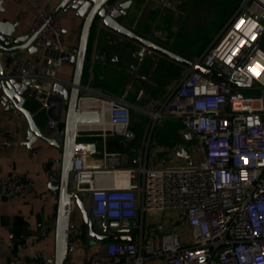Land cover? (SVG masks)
Listing matches in <instances>:
<instances>
[{"label":"built area","instance_id":"built-area-1","mask_svg":"<svg viewBox=\"0 0 264 264\" xmlns=\"http://www.w3.org/2000/svg\"><path fill=\"white\" fill-rule=\"evenodd\" d=\"M27 1L35 8L29 26L30 32L36 33L35 45L55 49L59 54L48 64L24 62L10 68V73L20 83H29L42 107L48 108L55 84L67 81L57 69L71 62L79 44L66 45L53 0ZM106 9L113 18L122 15L119 2L108 3ZM263 37L264 0H243L194 61L225 77L187 66L186 74L162 102H150L156 107L150 111L155 122L166 115L167 109L183 125L185 136L197 139L189 152L191 163L124 167L120 151L76 157L68 186V255L76 246L75 214L80 199L89 218L102 224L104 232L130 234L133 238L103 241L102 247L86 254L83 264H148L160 257L169 264H264ZM146 49L143 46L139 53ZM249 78L250 84L233 82H247ZM99 94L97 99L101 101L94 107L87 102L91 95L81 94L78 108L95 109L103 117L107 105L111 125L82 128L79 134L99 130L103 136L126 135L132 103L116 94ZM12 144L11 134L0 127V149ZM85 155L97 164L87 165ZM119 170L127 172L123 182L113 178ZM32 189V180L24 176H7L0 183V194L12 198ZM170 209L184 213L189 225L186 240L177 230L145 231L147 215H160ZM85 235L92 238L88 227Z\"/></svg>","mask_w":264,"mask_h":264},{"label":"crops","instance_id":"crops-1","mask_svg":"<svg viewBox=\"0 0 264 264\" xmlns=\"http://www.w3.org/2000/svg\"><path fill=\"white\" fill-rule=\"evenodd\" d=\"M115 2L120 0H111L109 4ZM59 3L60 0H53L55 8ZM0 8V19L17 23L22 34L31 33L29 26L34 18L35 8L29 1L0 0ZM219 14L223 16L221 11L216 17ZM59 15L66 45L78 43L84 17L74 11H61ZM118 19L135 32L193 61L214 40L225 23L205 43L201 42L193 50L189 47L178 49L173 43L183 33L182 29L186 28L185 34L191 36L197 33V28L203 26L202 0H132L127 13ZM262 40L264 41V37ZM142 47L139 42L112 32L99 22L94 24L82 80L83 86L92 89L90 93L81 92L91 95L87 101L89 106L94 107L100 103L97 96L100 95L99 92H104L126 97L132 103V108L133 100L139 103L135 105L139 110L151 115L150 111L156 107L151 106L150 102H162L175 89L186 74L187 65L149 48L140 54ZM58 54L57 50L49 47H39L36 53L25 48L11 55L1 53V59L10 69L29 61L45 65ZM57 73L62 78L71 79L74 65L71 62L65 63L57 69ZM142 101H148L149 109L144 108ZM7 104L0 101V127L11 134L13 144L0 149V183L7 176H24L32 180L33 189L30 193L15 198L0 194V264H9L11 261L17 264H54L58 191L52 187L51 182L54 173L61 167L63 149L41 139L33 143L32 149L29 148L24 143L29 130L26 116L17 109L8 110ZM40 106L42 105L37 99L28 100L26 104L33 113ZM104 108L108 109V106L104 105ZM164 112L166 115L163 119L171 117L167 109ZM104 115L109 124L108 110ZM158 121L155 122L152 117L149 123L145 122L141 126L140 132L136 131L135 125H130L126 135L110 133L103 136L101 131L93 130L85 131L80 136L82 140L97 142V154L103 151L122 152V166L125 164V167L146 163L157 168L187 162L186 159L175 157L182 148L192 153L189 144L191 139L185 136L181 122L176 129L178 139L172 141L166 137L165 132L158 131V136L153 137ZM62 126L61 123L60 127ZM90 132L95 134L90 135ZM144 225L147 233L177 230L183 240L189 234V225L179 209H170L160 215L149 214ZM77 232L76 229V234ZM85 234L83 239L76 240L75 250L68 255L65 264H83L86 254L104 245V242L88 238ZM43 252L46 253L45 256L42 255ZM148 264L169 263L160 257L149 260Z\"/></svg>","mask_w":264,"mask_h":264},{"label":"water","instance_id":"water-1","mask_svg":"<svg viewBox=\"0 0 264 264\" xmlns=\"http://www.w3.org/2000/svg\"><path fill=\"white\" fill-rule=\"evenodd\" d=\"M111 0H60L55 12L61 11L68 13L74 11L76 14L83 16L84 21L80 28L78 40V53L72 58L71 63L74 65V74L71 79L65 83L57 82L54 86V93L49 97L48 108L40 106L36 113H33L26 107L28 100H36V90L32 89L29 83H20L19 80L12 76L2 59L1 53L15 54L25 48L31 53H36L39 49L34 44L36 33H23L17 23L6 19H0V101L7 104V109H17L21 111L29 122V130L24 143L33 148V143L41 139L57 148L62 147L61 167L56 171L52 178V187L58 191V208H57V229H56V248L54 252V264H65L68 257V230H69V180L70 173L73 169L75 159L83 153L95 154L97 152V142L95 140H82L79 134L81 124L97 123L103 117L95 109L80 110L78 102L81 92H87L88 88L83 86V73L87 58V50L92 27L97 22L123 37L135 40L142 46L164 54L187 66H193L196 70L213 76L225 75L215 71L212 68L202 64L195 63L193 60L183 57L173 50L143 36L120 22L119 19L113 18L107 14L106 5ZM122 15L127 13V9L132 0H120ZM1 9V8H0ZM236 85L250 84L251 78L247 82L233 81ZM62 123V128L60 124ZM191 139V135L187 134ZM177 156L186 159L191 163L192 158L186 148L177 152ZM79 206L83 214L84 225L88 227L89 234L93 239L106 241L108 239H127L132 241L130 234L106 233L102 224H96L88 216V211L83 202L79 199ZM102 230L103 233H100Z\"/></svg>","mask_w":264,"mask_h":264},{"label":"rangeland","instance_id":"rangeland-1","mask_svg":"<svg viewBox=\"0 0 264 264\" xmlns=\"http://www.w3.org/2000/svg\"><path fill=\"white\" fill-rule=\"evenodd\" d=\"M191 0H186V2H189ZM243 0H202V5H203V26L200 28H197L196 34L195 35H186V28L182 29V32L186 35H183V33L177 38L176 42L173 44L175 47L182 48V47H189V49H195L198 44L205 43V40L211 36H213L216 31L218 30L219 27L227 20V18L231 15V13L235 10L236 7L239 6V4ZM223 12V16L221 17L219 14L216 17V14L219 12ZM226 11V12H225ZM224 18V19H223ZM261 47L264 49V41H261ZM246 94H252L249 91L245 90ZM259 93V90L256 92V94ZM133 108H132V119H131V125H135L136 131L140 132L141 126L145 125V122L149 123L150 119L152 120V115L147 114V112H143L139 110L136 104H139L135 101H133ZM144 108L149 109V104L148 101H142ZM141 104V105H142ZM148 104V105H147ZM138 120H142L139 122ZM162 120V121H161ZM157 122L156 129L154 132L153 137L158 136V131L159 132H165L168 137V139L174 141L175 138L178 137L176 134L177 131V126L180 123V121L176 118H171L167 117L166 119L162 118ZM176 120V121H175ZM181 124V123H180ZM151 128V127H150ZM148 128V130L150 129ZM175 131V132H172ZM163 136V135H162ZM178 139V138H177ZM179 141V140H178ZM197 139L193 138L191 142L189 143L190 145H196L197 144ZM177 159H182L179 158L177 155H175ZM125 167V164L123 165ZM168 211V210H166ZM75 227L77 229V234H76V240L77 239H83V236L85 234V226H83V216H82V211L79 208L78 211L76 212L75 215Z\"/></svg>","mask_w":264,"mask_h":264},{"label":"bare ground","instance_id":"bare-ground-1","mask_svg":"<svg viewBox=\"0 0 264 264\" xmlns=\"http://www.w3.org/2000/svg\"><path fill=\"white\" fill-rule=\"evenodd\" d=\"M105 113L107 114V109L106 108L104 109V114ZM104 116H103V119L100 122H97V123H84V124H81L80 125V128H94V127H98V128H108L111 125L110 124V120H109V117L107 115V117H108V123H109V124H107V119ZM85 163L87 165H90V166H92L94 164H97V162L92 161L91 158L89 156H87V155H85ZM114 174H115L114 175L115 177H113V178L117 182H123L127 178V172L125 170H123V171L122 170L116 171ZM109 176L110 175L105 174L104 177H109Z\"/></svg>","mask_w":264,"mask_h":264},{"label":"snow or ice","instance_id":"snow-or-ice-1","mask_svg":"<svg viewBox=\"0 0 264 264\" xmlns=\"http://www.w3.org/2000/svg\"><path fill=\"white\" fill-rule=\"evenodd\" d=\"M245 162H247V161L245 160Z\"/></svg>","mask_w":264,"mask_h":264}]
</instances>
